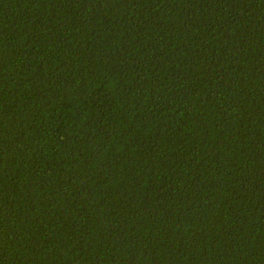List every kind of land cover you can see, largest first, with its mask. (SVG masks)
Returning a JSON list of instances; mask_svg holds the SVG:
<instances>
[{
    "label": "trees",
    "instance_id": "1",
    "mask_svg": "<svg viewBox=\"0 0 264 264\" xmlns=\"http://www.w3.org/2000/svg\"><path fill=\"white\" fill-rule=\"evenodd\" d=\"M0 264H264V0H0Z\"/></svg>",
    "mask_w": 264,
    "mask_h": 264
}]
</instances>
